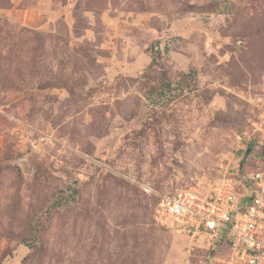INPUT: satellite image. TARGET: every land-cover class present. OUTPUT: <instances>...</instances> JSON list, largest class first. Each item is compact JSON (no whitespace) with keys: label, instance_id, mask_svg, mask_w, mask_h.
<instances>
[{"label":"rangeland","instance_id":"374dc122","mask_svg":"<svg viewBox=\"0 0 264 264\" xmlns=\"http://www.w3.org/2000/svg\"><path fill=\"white\" fill-rule=\"evenodd\" d=\"M264 169V0H0V264H215L164 195Z\"/></svg>","mask_w":264,"mask_h":264},{"label":"built area","instance_id":"2783aa9c","mask_svg":"<svg viewBox=\"0 0 264 264\" xmlns=\"http://www.w3.org/2000/svg\"><path fill=\"white\" fill-rule=\"evenodd\" d=\"M159 208L194 244L224 249L215 264H264V169L230 161L214 183L164 195Z\"/></svg>","mask_w":264,"mask_h":264}]
</instances>
